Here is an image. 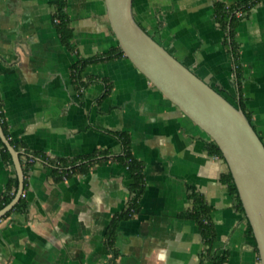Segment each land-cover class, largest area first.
<instances>
[{
  "label": "crops",
  "instance_id": "crops-1",
  "mask_svg": "<svg viewBox=\"0 0 264 264\" xmlns=\"http://www.w3.org/2000/svg\"><path fill=\"white\" fill-rule=\"evenodd\" d=\"M65 11L73 50L60 39L52 0H0V109L7 138L40 155L26 170L21 163L25 207L0 219V264H215L209 257L260 264L248 221L221 180L227 165L207 152L210 137L124 55L87 64L80 94L74 64L118 44L104 0H66ZM132 13L174 57L240 105L264 144V0L236 25L238 75L213 0H132ZM123 131L143 163L145 187L139 212L118 224L115 255L104 234L129 197L132 180L124 164L109 158L57 179L47 159L70 160L96 149L120 155L123 146L111 133ZM14 177L13 162L0 152V195ZM192 193L211 208L209 256L195 221L181 216L193 207Z\"/></svg>",
  "mask_w": 264,
  "mask_h": 264
},
{
  "label": "water",
  "instance_id": "water-1",
  "mask_svg": "<svg viewBox=\"0 0 264 264\" xmlns=\"http://www.w3.org/2000/svg\"><path fill=\"white\" fill-rule=\"evenodd\" d=\"M111 31L123 55L219 148L264 264V144L240 105L233 104L157 42L132 13V0H104ZM17 192L0 208V219L19 201L24 174L17 151L4 134Z\"/></svg>",
  "mask_w": 264,
  "mask_h": 264
},
{
  "label": "trees",
  "instance_id": "trees-1",
  "mask_svg": "<svg viewBox=\"0 0 264 264\" xmlns=\"http://www.w3.org/2000/svg\"><path fill=\"white\" fill-rule=\"evenodd\" d=\"M260 0H241L235 3L227 4L222 0H213V7L215 12V19L217 21L218 26L224 31V39L225 43L232 54L234 62L236 64L237 75L240 71V66L238 64V49L237 43L235 41V28L238 21L244 17H246L253 7ZM52 5L54 7L53 12V21L59 33L60 39L65 47L69 50H73L74 46L72 43V34L73 30L68 23L67 15H66V0H52ZM241 11V15H237V12ZM142 27V26H141ZM123 56V53L119 46H114L109 49V51L103 55L93 56L90 58H79V60L74 64L72 68V75L74 81L76 83V87L79 89L80 94H82L83 88H85L87 83L82 81L80 78V74L84 67L87 64L95 63L99 61H107L111 60L115 57ZM110 86L107 85V91L103 95L106 96L108 93ZM249 121L250 118L247 115ZM0 123L3 128L4 134L8 137V132L2 117V112L0 109ZM112 135L116 136L122 146L123 151L122 154L110 157L107 150L96 149L90 154L82 155L73 159H65L60 157H51L47 159L48 164L51 166L52 173L56 174V178H67L75 174H84L89 168L95 163H99L109 158L118 160L123 163L126 169L128 170L131 177V184L129 185V197L128 200L122 210L113 214L111 217L109 224L105 230L104 234V244L113 254L116 255V250L114 247V240L117 234V227L121 220L129 219L133 217L135 214L139 212V201L143 194L145 187V177L143 172V163L136 159L130 150V136L128 132H112ZM11 145L19 151V158L21 163L24 166V170H26L29 157L33 158V161L36 157H40L36 152L29 150L22 143L13 142L10 140ZM25 149L24 151H22ZM0 152L3 157V160L6 163H12L11 155L0 140ZM207 152L211 155H215L217 157L222 158L221 152L217 145L210 140L207 144ZM223 159V158H222ZM32 161V162H33ZM221 180L225 182L228 186L229 192L234 196L236 201V208L242 212V206L240 200L237 195V191L234 183L232 182L231 175L229 172L224 173L221 176ZM18 184L17 178L14 177L9 179L7 184V193L0 195V208L7 204L13 197L15 190L11 192L12 186L16 187ZM192 199L194 201L193 207L182 214V217L190 218L195 221L197 224L201 237L203 239L204 244L207 246L206 254L209 253V248L212 245L215 239V231L213 224L210 219V211L211 208L205 204L202 197L196 193L191 194ZM26 203L21 198L15 206L8 211L2 218L8 216L12 210L15 209H23ZM1 218V219H2ZM249 231L251 232L250 226ZM209 256V254H208ZM211 258L215 264H220V261H223L222 258Z\"/></svg>",
  "mask_w": 264,
  "mask_h": 264
},
{
  "label": "built area",
  "instance_id": "built-area-1",
  "mask_svg": "<svg viewBox=\"0 0 264 264\" xmlns=\"http://www.w3.org/2000/svg\"><path fill=\"white\" fill-rule=\"evenodd\" d=\"M241 13H242L241 11H238L237 12V15L240 16ZM32 161H33V158L32 157H29L28 162H32ZM20 197L24 198L25 197V192H22Z\"/></svg>",
  "mask_w": 264,
  "mask_h": 264
}]
</instances>
